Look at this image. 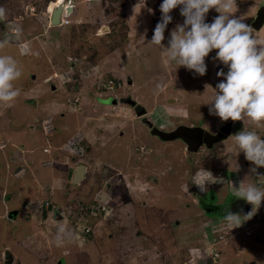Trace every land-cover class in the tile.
I'll use <instances>...</instances> for the list:
<instances>
[{
	"label": "rangeland",
	"instance_id": "rangeland-1",
	"mask_svg": "<svg viewBox=\"0 0 264 264\" xmlns=\"http://www.w3.org/2000/svg\"><path fill=\"white\" fill-rule=\"evenodd\" d=\"M72 1L71 24L50 27L48 12L59 0H0L5 10L0 42L8 41L0 56H11L21 71L13 82L19 95L0 102V264H40L38 259L48 258L47 245L63 240L70 248L71 237L86 223L93 225L92 245L88 239L84 250L76 245L71 259L66 256L70 264H80L81 252L90 256L82 264H135L130 263L135 255L137 264H184L201 248L219 255L212 264H264V200L240 227L224 219L230 211L243 221L252 209L248 203V212L240 210L247 202L236 197L239 186L264 188V167L253 173L255 165L235 146L240 131L264 139V124L257 128L245 117L233 124L231 138L221 133L222 121L206 105L224 79L217 72L228 71L216 59L217 50L205 58L203 76L170 64L165 51L150 42L163 0L159 6H149L153 0ZM258 4L236 0L232 15L248 24ZM170 15L165 47L185 19L180 7ZM218 15L210 9L206 22ZM99 21L110 28L96 31ZM121 26L127 37L114 49ZM253 36L264 41V29ZM106 76L116 81V93L97 88ZM75 80L80 82L76 91ZM131 97L150 114H136L126 103ZM31 123L38 125L33 135ZM78 134L92 151L63 164L64 153L52 151ZM80 163L88 166V176L76 187L72 181ZM19 166L27 168L24 175ZM204 170L218 182L201 192L191 180L197 172L206 175ZM71 202L84 213L81 219L72 217ZM9 211L18 215V223ZM245 229L255 235H242ZM40 245L41 253L35 250ZM47 261L41 264H55Z\"/></svg>",
	"mask_w": 264,
	"mask_h": 264
},
{
	"label": "clouds",
	"instance_id": "clouds-1",
	"mask_svg": "<svg viewBox=\"0 0 264 264\" xmlns=\"http://www.w3.org/2000/svg\"><path fill=\"white\" fill-rule=\"evenodd\" d=\"M66 5L74 8L72 0H67ZM234 5H236V0H163L160 5L162 13L161 21L157 23L150 42L161 47V49L165 51L167 61L170 64L175 63L177 68L184 66L188 70H194V72L200 76L206 74L207 66L205 58L210 52L217 50L216 59L222 62L223 65L228 68V71L227 73L223 70L217 72V76L224 77V79L216 85L214 96L211 101L206 103V105L209 106V114L219 117L222 122H227L229 119L233 122L243 121L244 118L247 117L259 128L264 124V41H258L253 36V30L255 29L249 25V21L253 19L254 16L248 21V24L243 22L241 17L237 18L232 15L235 13ZM177 7H180V14L185 17V19L182 25L178 24L176 28L172 30L170 39L168 40L169 46L165 47L162 41L165 40V29L172 21L170 12ZM213 8L219 15L213 19V22L207 23L206 14ZM4 18L5 10L0 8V20ZM70 18L71 14L70 16L65 15L62 17L61 25L64 24V19L69 21L64 25L71 24L72 20ZM263 29L258 32H263ZM19 34L20 29H17V38H19ZM7 43V39L0 42V48H3ZM258 45L260 46L259 48L257 47ZM24 51L26 52L28 49L25 48ZM75 75L73 76L74 78ZM20 76L21 71L17 66V62L11 56H0V102H11L19 95V90L14 89L13 82ZM53 76L58 78L56 72ZM69 79L70 78H66L65 82H69ZM110 79L115 82V88L113 90L98 85L99 82L107 85ZM75 83L76 80L74 82V87ZM96 85L97 88L102 91H113L116 93V89H118V87L116 88V81L107 76L106 78L101 77V79L96 82ZM76 90H79V87L77 89L75 87V91ZM130 100L135 99L131 97V99L126 102L132 107L133 103L136 104V102L133 101L130 103ZM145 106L143 103L141 104L142 113L144 112L145 115L148 113L150 114L149 109L147 110ZM45 122H47V120H45ZM45 126L46 125H44L43 129L46 130ZM74 139L78 140L80 144L84 140L80 134ZM68 143L69 142H66L52 151L53 155H57L55 151L64 153L62 159L64 160L63 164L67 165L73 159L83 160V158L86 157L85 148L87 147L88 151L87 145L83 146V156H75L66 149ZM235 146L238 149L237 154L242 151L246 160L255 165V167L251 169L253 173L256 172L257 168L264 167V139H262L257 132H238L235 135ZM46 149L49 151H46ZM44 151L51 153L48 147H45ZM56 158L58 159V157ZM53 161L56 160L53 159ZM86 167L88 166L86 165ZM236 170H238V168ZM204 171L207 173L206 175H201L197 172L193 175L191 180L201 192L207 191V184L218 182L217 179H213V175L209 171ZM236 197L244 199L247 202L246 207L249 206L248 203L251 204L252 209L243 216V221H241V215L238 213L227 211L224 219L232 225V228L240 227L244 221L250 220L255 215L261 206L262 200H264V188L251 183L246 187L239 186ZM241 208L243 207L241 206ZM240 210L244 213L249 211L248 209L246 210V208ZM246 229L245 231L242 230V235H246L247 237L255 235L254 230L248 233ZM256 241L263 242L260 237L256 238ZM247 252L251 251L246 250V253ZM197 257L201 258L202 264H212L213 261L219 258V255L215 256L211 248H209V250H207V248H201L194 256H191L192 262L188 263L185 261V264H193ZM208 260H210L211 263H208Z\"/></svg>",
	"mask_w": 264,
	"mask_h": 264
},
{
	"label": "flooded vegetation",
	"instance_id": "flooded-vegetation-1",
	"mask_svg": "<svg viewBox=\"0 0 264 264\" xmlns=\"http://www.w3.org/2000/svg\"><path fill=\"white\" fill-rule=\"evenodd\" d=\"M66 1L67 0H64V6L66 5ZM257 2L260 4V0H257ZM259 4H258V6H259ZM68 5H66L65 7H67ZM258 6H257V8H258ZM257 8H256V10H257ZM49 11V10H48ZM48 13H51L52 14V11L51 12H48ZM62 17H63V13L61 14V17H60V24L59 25H57V26H60L61 25V22H62ZM50 21V23H51V15H50V19H49ZM103 22L101 23V21H99L98 22V24H97V26L95 27L96 28V31H98V30H103L104 29V26H103ZM53 24H51V26L50 27H55V26H52ZM253 31H255V30H253ZM257 32V31H256ZM87 55V53L86 54H84L83 56H86ZM178 98V97H177ZM133 102V100H130V103H132ZM140 103H137L136 102V104H134L133 103V108L135 109V113H138L139 114V116H143V115H145V113L143 112L142 113V109H141V105H139ZM142 113V114H141ZM223 123L224 122H222L221 123V125H220V128L219 129H221V127H222V125H223ZM235 123V122H234ZM233 123V124H234ZM31 125H36L35 123H31L30 125H29V127L31 126ZM38 126V125H37ZM232 127H233V125H232ZM232 131H231V134L230 135H227L226 136V140H228L229 138H231L232 137ZM86 150H87V147L85 148ZM20 169H22V166H19L18 167V169H17V171L18 170H20ZM71 204V208L73 209L72 210V213H73V218L75 217V218H78V219H81V216L84 214V213H81V211H76L75 209H77V207H76V205H75V203L74 202H71L70 203ZM205 204V203H204ZM208 206H210L211 207V205H208ZM57 209V208H56ZM211 209H213V208H211ZM58 210V209H57ZM86 213V212H85ZM12 215H15L16 216V214L13 212H10V216H12ZM87 215H89V212H88V214ZM62 218H63V216H62ZM93 221L95 220V219H93V218H91ZM62 221V220H61ZM88 220H85L84 222L86 223ZM76 223V225L77 224H79V221H76L75 222ZM78 226V225H77ZM93 225L92 224H85L84 226H83V228H81V226L78 228L79 230H78V232H75L74 234H73V236L71 237L72 239H73V241L72 242H74L75 241V243H73V244H71L70 243V248H67L66 246L67 245H65L64 244V241L63 240H59V241H57L56 243H52L51 245H47L46 246V251H47V253H48V258L47 259H50L51 261L52 260H54L55 259V264H70V259H71V257H72V251L74 250V249H76V245H79V247L80 248H82V250H84L86 247H87V241H86V239H88L90 242H91V245H92V242H93V240L91 239V237L95 234L92 230H93V227H92ZM89 228L88 230L86 229L85 230V228ZM88 231V232H87ZM104 234H105V236L109 239V240H111V236H110V234H109V232H103ZM108 234V235H107ZM59 244V246H57V245ZM82 253V257L80 256V260H79V262H80V264H82V263H84L85 262V260H89V257L90 256H86V254L84 253V252H81ZM92 253H94V254H96V251L95 250H92ZM68 255H70V261L66 258V256H68ZM78 263V262H77Z\"/></svg>",
	"mask_w": 264,
	"mask_h": 264
},
{
	"label": "water",
	"instance_id": "water-1",
	"mask_svg": "<svg viewBox=\"0 0 264 264\" xmlns=\"http://www.w3.org/2000/svg\"><path fill=\"white\" fill-rule=\"evenodd\" d=\"M73 9L74 8L72 6L65 7L64 6V0H59V2L57 3V5L55 6V8L52 11L51 24H53V25L60 24L61 14L64 13L66 16H70ZM0 21H2V20H0ZM249 25H251V27L253 29H255L256 31H261L264 28V0H260V4L256 10V13H255L253 19H251L249 21ZM103 26L105 29L110 28V26L105 24V23L103 24ZM99 31L103 32L104 30H99ZM173 99L171 101H173ZM175 99H179V98L175 97ZM233 123L234 122L231 121L230 119H229V121L224 122L221 129H220L221 133L224 134L225 136L230 135L231 131H232ZM37 129H38V127L36 125H31L29 127V131H30L29 134L30 135L35 134ZM86 172H87L86 165H84V164L78 165V167H77V169L73 175V181H72V183L76 187H78L84 181V179L86 178ZM56 217L58 220L62 219V215L59 212L56 213Z\"/></svg>",
	"mask_w": 264,
	"mask_h": 264
},
{
	"label": "built area",
	"instance_id": "built-area-1",
	"mask_svg": "<svg viewBox=\"0 0 264 264\" xmlns=\"http://www.w3.org/2000/svg\"><path fill=\"white\" fill-rule=\"evenodd\" d=\"M69 21L67 19L63 20L64 24H67ZM100 87L104 86L109 90H113L115 88V82L113 80H109L107 85H104L102 83L99 82L98 84ZM66 149L75 156H83L84 153V147L81 146L80 142L76 139L71 140L67 145H66ZM46 151H49L48 149H46ZM87 230L89 229L88 227L86 228ZM88 232V231H87ZM250 233V232H248ZM193 264H202L201 263V258L197 257L196 261Z\"/></svg>",
	"mask_w": 264,
	"mask_h": 264
},
{
	"label": "crops",
	"instance_id": "crops-1",
	"mask_svg": "<svg viewBox=\"0 0 264 264\" xmlns=\"http://www.w3.org/2000/svg\"><path fill=\"white\" fill-rule=\"evenodd\" d=\"M73 13H74V11H73ZM2 139H3V138L0 137V142L2 141ZM63 142H64V140H63L61 143H63ZM88 151H89V152L92 151V146H91V145H88ZM94 153H95V151H93V153L90 154V157L93 156ZM26 169H27L26 167L22 166V169H20V170H18V171L22 172V174L24 175V173L26 172ZM87 173H88V167H87L86 175H87ZM20 178H21V177H20ZM184 183H185V182H184ZM7 199H8V198H7ZM14 212H16V213L19 214V211H16V210H15ZM33 212H34V211H33ZM21 213H22V212H21ZM34 213H35V212H34ZM7 215H8V217H9V215H10V211L7 213ZM17 216H18V215H16V216L13 215V216H11V220L14 221L15 223H18V222H17ZM31 243H34V241H32ZM44 244H45V243H44ZM44 247H45V246H44ZM42 248H43V247L40 245V248L35 249V250H36V251H40L39 253H41V252H42ZM43 249H44V248H43ZM6 250H9V249H6ZM6 250H5V251H6ZM2 251H3V250H2ZM9 251H10V250H9ZM44 251H46V249H45ZM46 252H47V251H46ZM46 252H44V253L46 254ZM28 253H29V252H28ZM135 256H137V255H135ZM135 256H132V258H131V260L134 261V262H130V263H135V262H136L135 264H137V260H138V259H137ZM12 258L15 259V256L12 257ZM38 260H39V263H40V264H41V262H43V263H48L47 259H46V260L38 259ZM119 261H120V260H119ZM119 261H118V262H119ZM138 261H139V260H138ZM54 262H55V259H54ZM17 263H18V262H17ZM43 263H42V264H43ZM185 263H186V262H185ZM185 263H184V264H185ZM113 264H117V263L114 262Z\"/></svg>",
	"mask_w": 264,
	"mask_h": 264
},
{
	"label": "trees",
	"instance_id": "trees-1",
	"mask_svg": "<svg viewBox=\"0 0 264 264\" xmlns=\"http://www.w3.org/2000/svg\"><path fill=\"white\" fill-rule=\"evenodd\" d=\"M157 1L158 0H153V1H148L149 3V6L150 5H155L156 6V4H157ZM158 5V4H157ZM159 6V5H158ZM112 25L114 26L115 24L114 23H112ZM97 26V24L95 25V27ZM120 31V32H119ZM127 33H128V31H127V29H125V27L124 26H121L120 28H119V30H117V34H119L120 35V37L118 38V39H115L114 38V41H116V43H115V45H113L114 46V49H116L117 47H119V46H121L120 45V41L121 40H125V38L127 37ZM81 57V56H80ZM77 78V77H76ZM78 80H79V78H78ZM80 86V82H77L76 81V83H75V87H76V89L78 88ZM263 172V177H264V170L262 171ZM263 187H264V184L262 185ZM125 200H127V199H125ZM246 206H247V203H246ZM246 206L245 207H243V208H246ZM199 250V249H198ZM197 250V251H198ZM196 251V252H197ZM196 252H194L193 253V256H194V254L196 253ZM208 263H211V261L210 260H208L207 261Z\"/></svg>",
	"mask_w": 264,
	"mask_h": 264
},
{
	"label": "bare ground",
	"instance_id": "bare-ground-1",
	"mask_svg": "<svg viewBox=\"0 0 264 264\" xmlns=\"http://www.w3.org/2000/svg\"><path fill=\"white\" fill-rule=\"evenodd\" d=\"M56 5H57V4H54V6H56ZM54 6H53V7H54ZM54 8H55V7H54ZM54 8H53V9H54Z\"/></svg>",
	"mask_w": 264,
	"mask_h": 264
}]
</instances>
